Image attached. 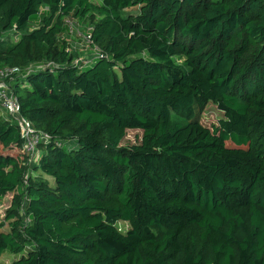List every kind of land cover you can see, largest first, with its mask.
Masks as SVG:
<instances>
[{"label":"trees","instance_id":"trees-1","mask_svg":"<svg viewBox=\"0 0 264 264\" xmlns=\"http://www.w3.org/2000/svg\"><path fill=\"white\" fill-rule=\"evenodd\" d=\"M4 65L50 140L24 181L0 114V264H264V0H0Z\"/></svg>","mask_w":264,"mask_h":264},{"label":"built area","instance_id":"built-area-1","mask_svg":"<svg viewBox=\"0 0 264 264\" xmlns=\"http://www.w3.org/2000/svg\"><path fill=\"white\" fill-rule=\"evenodd\" d=\"M73 21L75 20L66 19V23L68 26H69V23L75 25ZM70 28H71V25H70ZM77 28L78 30L76 33L82 37L83 42L85 44H88L90 41V36L88 34H83L80 28L79 27ZM74 37H77L75 33L73 34V36H70L69 34V39L74 38ZM83 42L76 43L75 41H72L71 47L77 50L87 48V46H85ZM88 56L87 58H77L75 59V62L85 63V62L91 61L94 57L101 56V53L97 48H95L93 49V53L91 54V56L89 57ZM45 66H49V64ZM40 67H43V66L42 65H38L37 67L29 66L24 70H20L16 67H10L7 65L0 66V108L2 110L1 114L5 119L14 120L18 126L20 137L22 139V148L24 149L26 153V158L23 164L29 166L28 170L25 173L24 181H26L28 175L31 173V165L37 159V155L39 153V146L41 144L47 143L50 140V137L47 133L36 129L33 123L29 119L25 118L24 116L20 114L19 100L13 94L10 85L15 77L17 78L20 75L24 77L25 75L32 72L34 69L40 68ZM56 144L57 145L64 144L67 146L68 149H72L75 146V144H73L71 141H68L65 143L62 140L56 141ZM23 214L24 213H22V215ZM27 222H28V218L25 217L23 223H27Z\"/></svg>","mask_w":264,"mask_h":264},{"label":"rangeland","instance_id":"rangeland-1","mask_svg":"<svg viewBox=\"0 0 264 264\" xmlns=\"http://www.w3.org/2000/svg\"><path fill=\"white\" fill-rule=\"evenodd\" d=\"M37 19H38L37 15L31 16V20L30 21H31L32 25L36 24ZM73 23L75 25L69 23L68 32L65 33V35H64L71 45H72V41H71V39H69V34H70V36H73V34L75 33V35L77 36L76 38H80L79 35L76 33L77 30H78L77 27H79L81 31L83 30V26L79 22L77 23V21H73ZM70 25H71V28H70ZM17 35H18V32H16L15 30H10L5 35V38L9 42H11V41H14L17 38ZM83 49H85V50L84 51H80L79 50L78 51L79 53H74V54H76L78 56V58H84V57L87 58L88 55L91 56V54L93 53V50L91 48H89V47L83 48ZM81 56H83V57H81ZM92 63H94V60L91 61L89 65H92ZM1 111L2 110L0 108V114H1ZM221 117H223V114L212 103H208L205 106V108L203 110V113H202V122L206 123L208 125V124L216 122ZM141 134H142V131L139 130V129H128L124 139L121 142V144L130 145V144L136 143V142H138L140 140ZM37 161H38V158L36 159V162ZM8 196L9 195H6L0 201V216H1V218L4 217L5 211L10 205V200L11 199ZM118 226H120V227L124 226L125 227L126 225H125L124 222H119ZM124 227H122V228H124ZM9 256H10L11 259L16 257L15 255H13L11 253H7L6 252L2 256V259L4 261H6V259L9 258ZM5 263H7V261Z\"/></svg>","mask_w":264,"mask_h":264},{"label":"crops","instance_id":"crops-1","mask_svg":"<svg viewBox=\"0 0 264 264\" xmlns=\"http://www.w3.org/2000/svg\"><path fill=\"white\" fill-rule=\"evenodd\" d=\"M72 143L75 144L74 142H72ZM40 153H41V152L39 151V153H38V155H37V158H39ZM35 163H36V160H35V162H34L33 164H35ZM8 197L11 199V195H9ZM2 199H3V198H2Z\"/></svg>","mask_w":264,"mask_h":264}]
</instances>
